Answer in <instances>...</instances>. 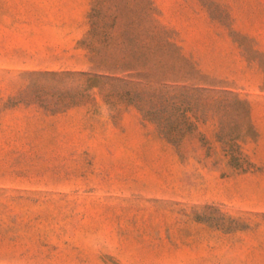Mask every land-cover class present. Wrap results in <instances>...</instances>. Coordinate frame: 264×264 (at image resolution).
I'll return each mask as SVG.
<instances>
[{
  "label": "rangeland",
  "instance_id": "rangeland-1",
  "mask_svg": "<svg viewBox=\"0 0 264 264\" xmlns=\"http://www.w3.org/2000/svg\"><path fill=\"white\" fill-rule=\"evenodd\" d=\"M0 264H264V0H0Z\"/></svg>",
  "mask_w": 264,
  "mask_h": 264
}]
</instances>
